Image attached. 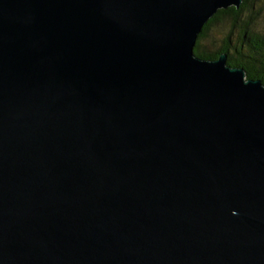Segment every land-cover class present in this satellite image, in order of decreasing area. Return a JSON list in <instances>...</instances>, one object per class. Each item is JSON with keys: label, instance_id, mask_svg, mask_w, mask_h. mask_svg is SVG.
<instances>
[{"label": "water", "instance_id": "obj_1", "mask_svg": "<svg viewBox=\"0 0 264 264\" xmlns=\"http://www.w3.org/2000/svg\"><path fill=\"white\" fill-rule=\"evenodd\" d=\"M243 0H0V264H264V84L203 60Z\"/></svg>", "mask_w": 264, "mask_h": 264}, {"label": "trees", "instance_id": "obj_2", "mask_svg": "<svg viewBox=\"0 0 264 264\" xmlns=\"http://www.w3.org/2000/svg\"><path fill=\"white\" fill-rule=\"evenodd\" d=\"M254 7L255 0H243L239 8L219 10L198 36L194 53L203 60H217L225 54L228 56L230 67L242 68L246 71L247 79L261 80L264 84V36L256 31ZM224 23L230 24V31L223 45L214 52L202 48L201 42L208 31ZM235 30L238 32V38L236 44L232 45L230 36Z\"/></svg>", "mask_w": 264, "mask_h": 264}, {"label": "rangeland", "instance_id": "obj_3", "mask_svg": "<svg viewBox=\"0 0 264 264\" xmlns=\"http://www.w3.org/2000/svg\"><path fill=\"white\" fill-rule=\"evenodd\" d=\"M255 27L256 31L264 36V0H255ZM230 24L224 23L223 25H216L212 27L205 39L202 40V48L209 52H214L218 50L222 45L225 37L229 34ZM238 38V32L235 30L230 36L232 45L236 44Z\"/></svg>", "mask_w": 264, "mask_h": 264}]
</instances>
